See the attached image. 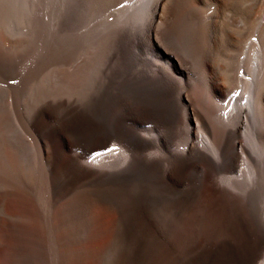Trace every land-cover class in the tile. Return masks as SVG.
Masks as SVG:
<instances>
[{
  "label": "bare ground",
  "instance_id": "6f19581e",
  "mask_svg": "<svg viewBox=\"0 0 264 264\" xmlns=\"http://www.w3.org/2000/svg\"><path fill=\"white\" fill-rule=\"evenodd\" d=\"M24 1L0 0L1 28ZM65 2L64 17L97 21L74 37L86 39L84 83L97 84L115 46L131 124L106 132V93L91 108L99 119L75 102L60 126L0 102V264L127 262L126 249L109 261L124 232L165 225L222 240L204 264H264V0ZM110 136L121 145L104 148ZM81 143L93 144L77 153Z\"/></svg>",
  "mask_w": 264,
  "mask_h": 264
},
{
  "label": "rangeland",
  "instance_id": "374dc122",
  "mask_svg": "<svg viewBox=\"0 0 264 264\" xmlns=\"http://www.w3.org/2000/svg\"><path fill=\"white\" fill-rule=\"evenodd\" d=\"M252 1L254 0L250 2L247 0L248 3ZM34 3L38 4L40 0H25L22 9L17 10V14L9 20L8 28L4 25L0 27L1 33L5 30L3 33L8 37L7 45L0 44V102L9 112L17 102L19 118L22 121L33 113L48 112L44 117L51 124L60 126L65 109L75 102L79 107L75 106L71 110L86 111L88 115L99 119L91 112V108H95L100 96L106 93L112 105L107 107L106 113L99 119L103 121L106 132L110 133L116 127L128 129L131 124L130 107L129 104L123 105L122 99L117 98L121 97L116 88L120 80L116 73L113 74L115 68L119 66L114 58L115 46L109 47L108 57L101 71L102 76L99 80L98 76L95 78L97 84L93 86L82 81L88 53L86 39L74 37L96 27L97 21L93 20L84 25L87 21L84 20V12L80 10H75L70 18L64 17L65 0H42L40 10L34 9ZM37 13L41 15L43 24L38 28ZM263 13L264 8L258 16L259 20L262 19ZM42 26L44 27L39 29ZM19 118L18 115H12L13 121ZM23 135L29 142H35L26 131H23ZM112 138L109 137L110 143L104 148L110 149L121 145L114 137ZM123 138L117 135L116 140L121 141ZM81 144L82 146L76 150L77 153L83 152L93 143ZM135 194L132 191L128 194L129 203L134 204ZM133 214L144 215L145 212L137 211ZM142 226L138 225L137 229ZM124 233L127 238L122 239L114 247L110 262L118 259L120 251L126 249L124 254H130V260L118 264H147L153 260L154 252L159 250H163L164 255H167V250L173 253L169 262L165 260V264L212 263L214 258H218L217 251L223 245L222 240L205 234L196 233L189 236L182 232L176 233L175 229L170 231L169 225L163 226L158 232L148 226L140 229L138 234ZM138 252L143 256L141 261L137 258Z\"/></svg>",
  "mask_w": 264,
  "mask_h": 264
}]
</instances>
